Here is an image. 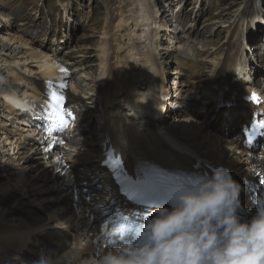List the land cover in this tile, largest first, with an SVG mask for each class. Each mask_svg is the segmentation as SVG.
I'll return each instance as SVG.
<instances>
[{"label": "bare ground", "instance_id": "obj_1", "mask_svg": "<svg viewBox=\"0 0 264 264\" xmlns=\"http://www.w3.org/2000/svg\"><path fill=\"white\" fill-rule=\"evenodd\" d=\"M145 8L132 7L128 12L117 16L114 42L123 55L116 56L114 69L105 70L110 64L104 62L107 54L106 48L103 47L101 54L103 72L93 76L86 73L92 80L96 93V105L92 108V115L96 114L97 118L99 117L97 120L99 137L106 141L107 149L113 148L116 154L125 160L126 168L130 172L137 170V172L151 173L157 169H168L183 174L191 172L204 177L211 171L207 165L215 168L223 166L236 175L234 180L239 183L240 189L244 190L247 185L250 188L259 178V167H263L264 159L261 160L256 154L249 153L243 146L240 130L241 126L243 129L247 128V119L256 117L264 108L261 107L259 112L258 107L243 100L251 89H255L245 82L246 78L235 83L233 81L239 66L242 68V76L246 74H244L246 71L244 65L235 53H230L225 64L206 61L208 68L205 76L203 77L202 72L197 76L195 83H189V79L197 72L185 71L184 67L191 66L192 63L187 64L176 55L173 56L169 43L166 47L161 44L164 38L160 31L161 20L152 15V18L149 17L147 12L149 8L147 10ZM64 9L69 12L66 7ZM0 27V42H3V45L1 44L3 50L7 44H10V49L14 46L16 49H27L28 53V57L19 56L10 61V64L0 53V71L1 65H6L4 67L8 74L16 80L12 79L24 95L44 103L46 99L53 98L52 93L55 92L66 98L69 107H78L82 119L90 120L91 116L85 112L87 103H82L81 97L73 91L71 85L70 91L64 90L70 73L56 67L60 59L65 60V54L59 56V47L57 49L54 48L55 46L49 47L45 41L43 42L45 44L37 43L39 45L36 48L30 47L11 34L6 23ZM198 34L196 33V36ZM244 37L243 31L240 30L236 39L238 46H241ZM175 38L177 37L174 36ZM146 40H151L150 46ZM206 52L202 50L201 53ZM260 58L264 63V56L261 55ZM169 65H174L175 71L174 78H171L167 85L165 68ZM186 76H189L188 80ZM222 87H230L232 90L229 91V95H238L240 101L231 108V114L226 112L225 132L203 117L205 112L216 111L217 96L221 93ZM163 93L176 99H170L172 103L168 102L165 114L160 120L159 103ZM2 94L5 98L11 95L25 101V98H21L16 93ZM10 103V100L4 101L0 97V146L4 144V147H0V160H2V163L0 162L2 164L0 167V264H37L40 260H44L45 264H93V261L103 253L124 248L120 239L113 237V231L105 230V223L102 225L97 223L110 208L113 200H117L121 205L111 175L102 170L100 162L96 160L98 155L91 158L93 160L96 157L94 161L97 162L93 164L91 170L94 169L95 173L100 171L98 177L102 181L103 192L93 196L102 198L103 206L100 207V200L83 205L81 194L84 187L78 186L73 176V173L79 176L81 170H77L76 164H69L68 160L72 155L69 154L66 159L55 155L54 151L58 144L53 141L52 144L47 145L49 141L47 142L43 129L25 125L21 120L23 118ZM198 104L201 110L196 111V114L199 113V116L190 115L188 109ZM202 112L204 114H201ZM218 113L224 112L220 110ZM52 146H54L53 150H51ZM90 152L94 153V150L91 149ZM260 152L264 155V141ZM9 155L10 157L6 158ZM13 155L18 157L15 158L18 161H34L32 163L34 170L30 172L35 171L34 177L41 181L39 183H43V180L44 183L53 182V190L49 187L45 191V185L40 191H36L33 199L30 196L33 194L31 189L37 185H29V188L32 187L29 191L23 178L14 181L13 175H9L13 166L11 162ZM255 157L258 158V163ZM26 164L28 162H24V165ZM196 166L199 168L193 170ZM262 169L264 170V167ZM19 170L21 174L26 171ZM262 174L264 175V171ZM43 190L59 196L56 207L47 215L46 210H42V205L38 204L48 201L41 200L47 195ZM107 190L108 192L105 193ZM249 194L248 197L255 199L258 194V197L264 199V191L261 192L260 189ZM54 199L50 198L49 202H53ZM68 205L75 210V214H71L70 219L67 218L69 214L63 213L65 211L63 207ZM99 210L101 211L98 212ZM99 226L103 229L102 239H100L102 236H99L101 230H97ZM88 229L90 231L86 234ZM90 232H96V236L91 238ZM99 240H101L100 244Z\"/></svg>", "mask_w": 264, "mask_h": 264}, {"label": "rangeland", "instance_id": "obj_2", "mask_svg": "<svg viewBox=\"0 0 264 264\" xmlns=\"http://www.w3.org/2000/svg\"><path fill=\"white\" fill-rule=\"evenodd\" d=\"M154 2H155V7H154ZM136 3L139 4L136 5ZM137 6L139 7L144 6V8L146 7L145 8L146 10L149 8L147 12L149 13V17L151 18L152 16L158 17L161 14L162 17H165L166 11L167 13L169 12L170 15H172L173 12L174 14H176L174 19L175 22L169 23L170 24L169 29L171 31L169 33L168 32L165 33L164 31L162 32V29L160 31L161 34L163 33L162 35L164 36L163 44L165 45V47L169 43L170 49H172L171 51L177 57H179L180 60L187 62V64L192 63L191 66L184 67L185 71L195 70L197 72L193 77L189 79V83H195L197 76H199L202 72L204 73L203 77L205 76V72L208 68L206 67L207 66L206 61H213L219 64H225V62H227V58L229 54L236 52V47H238V45L236 44V39L238 38V34L240 30L243 31L245 36L242 44H244L246 40H248L249 42H253L256 37L257 40L255 41H258V39L261 40L257 42L260 45L246 46L243 54L247 60L249 59L251 60L252 56H254L252 55L253 47L254 48L258 47L257 51L263 48L264 17L262 18L263 21L262 20L260 21L259 19L258 21H252L250 23L248 22L249 17L252 14L251 0H0V24H1L0 26L6 23V26L11 31V34H13L17 38H20L22 42L27 43L29 44L30 47H34V48H36L39 45V44L37 45V43H43L44 41L47 44V46L53 47L54 45L52 44L54 43L53 42L50 43L51 40L48 39L49 35H47L48 33L47 30L48 31H50L51 29L54 30L53 35L60 36L62 39L65 40V43L60 45V46H64L61 49L62 51L60 56H62L65 53L68 54V56L65 54L66 55L65 57L69 59L67 60L69 61V63L72 62V58H73L72 56L77 57L78 61L80 60V63L71 65L72 66L71 70L74 72L71 81L75 80V82H77L79 85H86L87 87L91 88L92 82L86 78L85 73L89 72L91 75L92 74L96 75L99 73L100 70H102L101 72H103V66L100 64V61L103 64V58H100L101 54L103 53L102 47L106 48V54H107V57L104 58V62L105 61L107 63L109 62L108 63L110 64L109 65L110 68H108L109 70L114 69L116 64V59H115L116 56L117 55L119 56L120 54L123 55L121 51L119 52V49L116 47V44L114 42V40L116 39V31H117V28L115 27L117 25V21H116L118 19L117 16H119L120 13L128 12L129 9L132 7L137 8ZM65 7L69 12L65 11L66 10L64 9ZM168 20L169 17L166 16L165 21ZM196 33L199 34L196 36ZM174 36H176L177 38L174 39ZM145 39H147V37H145ZM150 42L151 40L149 41L146 40V43L149 44V46H150ZM2 43L3 42L1 41L0 53L2 54V58L5 61L8 60L9 64L10 61H12L14 58H17L19 56L26 55V57H28V53L26 51L27 49H16V47L14 46L13 48L10 49L9 46L10 44H7L6 46L7 48L5 47L4 48L5 50H3ZM15 46L17 45L15 44ZM108 48L111 49L115 48L117 50L116 55L112 56V52L110 53ZM12 49L14 50L12 51ZM237 49L239 50L240 48ZM197 50L200 51L205 50L207 52L205 54H202L201 59L194 60L196 59L195 53ZM241 52L242 51H239L237 53L240 54ZM11 54L12 56H10ZM188 59L189 60L191 59L193 61L191 60L189 61ZM61 62L65 65V67L67 66L65 61H61ZM201 63L203 64L202 67L206 68L205 71L198 70L199 65ZM79 64L81 65L79 66ZM4 66L6 65H1L2 70L0 71L1 98L3 97L1 95L2 91H6V90L18 91L16 84L14 82L16 80H14V78L8 74L7 69ZM56 66H62V65L56 64ZM76 66H78V68H76ZM65 67H63V69ZM173 69L174 68H172L171 66L167 68V70L169 71L167 79H170V81L171 78H174V75L170 74V71L172 72ZM101 72L99 74H101ZM188 78L189 76H186V80H188ZM168 83H170L169 80ZM168 83L166 82V77H165V84L168 85ZM196 84L198 85V82ZM70 85L73 88L71 82L69 83L68 86ZM73 91L76 92L75 90ZM90 95L92 94L83 93V96L86 97H90ZM91 106H93L92 103ZM199 110L201 109L199 108V104H198V105H193L191 108H189L188 112L190 115L199 116V113L196 114V111L198 112ZM203 117L205 118V116ZM206 118H207L206 121L209 120V122L212 123L208 117ZM83 127L86 126L83 124ZM87 132L88 133L86 139L82 138L83 142L88 140L90 142V140L96 139L95 138L96 126H95V122H93V119L91 120V122L87 127ZM222 132L225 131L222 130ZM76 144L77 145L74 148L75 150L80 148V140L79 143ZM0 147L1 148L4 147V144H1ZM59 151L61 152V150ZM93 154L94 153L91 152L87 160H90L92 157H94L95 155ZM81 155L82 154L79 153L78 157L81 158ZM23 156L21 157L23 158ZM8 157H10V155L7 156L6 158ZM11 157H12L11 159L13 160V161L11 160V162L14 167L12 166L9 175H13L12 178L14 181H17L18 178L20 179L23 178L25 180L24 182L27 183L28 185L29 191L32 188V187L29 188V185L36 184L37 187L35 186L33 189H31L33 190L32 192L33 194H30V196L33 199H34V195L37 193L36 191L38 190L40 191L42 187L45 185H46L44 188L45 191L49 187H52L51 189L53 190L54 187L53 182L46 181L44 183V180L42 179L43 183H39L41 181L35 179L36 177H34L35 171L30 172L32 169L34 170L32 166V163L34 161L30 162L25 160L22 162L20 160L19 161L16 160L18 159V157H15L14 155ZM68 157H69V153L67 154V158ZM71 158L72 157H70L69 159ZM84 161L86 160L83 158V161L81 162ZM0 162L2 163V160H0ZM24 162H28V164L24 165ZM1 165L2 164H0V167ZM26 167L27 169H25ZM14 169L17 170L15 171ZM19 169L21 170L24 169V171L25 170L26 171L23 174H21V171ZM91 172L92 170L87 171V173H91ZM246 173L251 174V172L248 171H246ZM38 176L39 175H37V177ZM45 191L44 193L47 195L43 196L41 200H46V201L48 200L47 203L40 202L38 204H40V206L42 205V210L45 209L46 210L45 213L47 215L49 212H52L53 209L56 207L55 206L57 205L56 201L59 196L57 194L56 195L49 194L51 191H47V192ZM96 193L99 194V192ZM100 194L104 195L103 193ZM52 197L55 198L54 201L49 202L50 198ZM101 199L102 198L95 199L101 201V206L99 204L100 207H102L103 205V200ZM63 208L65 209L63 213L66 212L67 215L69 214L67 216L68 219H70L72 215L75 214L74 213L75 210L71 206L68 205V206H64ZM100 211L101 210H99L98 212ZM83 229L84 227H82L81 230ZM97 230L99 231L101 230V232H99L100 233L99 236L101 235L102 237L100 239H102L103 233L101 227L99 226ZM92 235L95 237L96 232L91 233V236ZM100 241L101 240L98 241L99 244Z\"/></svg>", "mask_w": 264, "mask_h": 264}, {"label": "clouds", "instance_id": "obj_3", "mask_svg": "<svg viewBox=\"0 0 264 264\" xmlns=\"http://www.w3.org/2000/svg\"><path fill=\"white\" fill-rule=\"evenodd\" d=\"M239 193L228 170L216 169L156 210L146 243L109 250L93 264H264V206L242 217Z\"/></svg>", "mask_w": 264, "mask_h": 264}, {"label": "snow or ice", "instance_id": "obj_4", "mask_svg": "<svg viewBox=\"0 0 264 264\" xmlns=\"http://www.w3.org/2000/svg\"><path fill=\"white\" fill-rule=\"evenodd\" d=\"M61 87H64V85H61ZM252 99L256 102H259V96L256 93H252ZM52 97L53 99L57 102V104L59 105L60 102L63 101V96H59L57 95V93L53 92L52 93ZM13 103H16L15 101H12ZM19 106V105H17ZM60 122L63 124L65 123L63 117H61ZM253 128L255 129L256 127L259 128H264V121H258L257 123L252 125ZM109 159H114L113 156H110ZM116 163H119V161H115ZM146 182L144 181H137L133 183V188L137 189V190H141V191H145L146 189L143 187V185ZM186 190L185 187L181 184H168L166 182L164 183H160L158 185H155L154 187L151 188V191L158 196L161 199H169V200H176L177 195L180 191ZM147 237H148V233L147 231H140L138 233V239H140L142 242L138 245H142L143 243L147 242Z\"/></svg>", "mask_w": 264, "mask_h": 264}]
</instances>
